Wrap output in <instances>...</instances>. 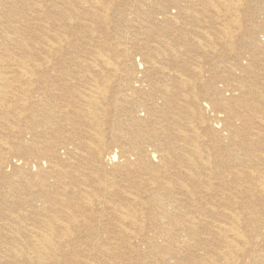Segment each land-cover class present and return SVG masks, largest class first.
Listing matches in <instances>:
<instances>
[{
    "label": "bare ground",
    "instance_id": "6f19581e",
    "mask_svg": "<svg viewBox=\"0 0 264 264\" xmlns=\"http://www.w3.org/2000/svg\"><path fill=\"white\" fill-rule=\"evenodd\" d=\"M0 264H264V0H0Z\"/></svg>",
    "mask_w": 264,
    "mask_h": 264
}]
</instances>
